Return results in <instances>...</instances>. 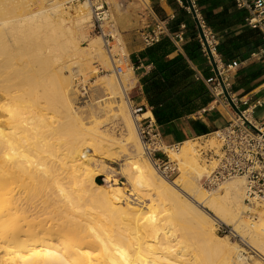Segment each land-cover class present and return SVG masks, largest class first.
<instances>
[{
    "label": "bare ground",
    "instance_id": "6f19581e",
    "mask_svg": "<svg viewBox=\"0 0 264 264\" xmlns=\"http://www.w3.org/2000/svg\"><path fill=\"white\" fill-rule=\"evenodd\" d=\"M2 14L0 264H263L264 206L247 220L244 178L212 190L200 184L216 167L200 149L217 151V131L167 151L179 175L166 180L142 156L127 96L136 81L130 69L100 76L94 88L64 75L73 64L88 74L100 71L98 62L113 69L101 38L88 35L87 3L72 18L57 6L51 17ZM116 23L126 31L137 19L121 14ZM148 117L146 110L137 119ZM112 158L121 162L128 195L103 161ZM217 223L231 224L257 259L248 262L237 243L217 235Z\"/></svg>",
    "mask_w": 264,
    "mask_h": 264
},
{
    "label": "built area",
    "instance_id": "2783aa9c",
    "mask_svg": "<svg viewBox=\"0 0 264 264\" xmlns=\"http://www.w3.org/2000/svg\"><path fill=\"white\" fill-rule=\"evenodd\" d=\"M87 3L91 13V32L98 35L106 56L111 63L114 72L120 76L124 66L133 69L121 32L117 27V13L123 14L128 4L139 5L138 17L141 25L140 38L145 47L158 42L162 35H168L175 45L180 49L184 43L183 32L185 25L181 23L179 30L170 33L168 23L172 19H162L156 13L149 0H80ZM177 3L182 5L180 0ZM235 8L246 13L245 23L247 27L256 30L264 45V2L263 0H231ZM196 10L194 0H191ZM189 13L188 7H185ZM197 13V10H196ZM198 16V15H197ZM199 18V16H198ZM201 27L205 34L207 45L215 54V63L221 78L225 84L230 98L238 110L235 112L223 96L222 90L215 78L207 80L209 89L213 95L214 102L224 108L228 116V122L217 129V137L220 144L217 165L209 177H206L204 184L217 185L233 176L243 177L245 181V194L243 203L246 207L244 215L247 220H256V209L264 206V123L256 122L253 117V110L264 104V99H257L253 102L242 100L230 94L228 79L223 75L224 69H230L232 65L224 66L220 57L215 52L217 40L214 34L205 27L201 17ZM202 46V44H201ZM124 48L126 55L121 51ZM204 51V47L202 46ZM205 53V51H204ZM206 55V54H205ZM213 56V55H212ZM211 104L208 106V109ZM130 113L135 119L137 132L142 145V152L146 159L153 165L157 173L166 180H172L178 173L175 162L170 161L167 151H177L181 143L165 144L160 132L157 130L151 117L137 119L145 109L141 105H130ZM206 108L201 109L204 112ZM252 120L253 122H251ZM215 132V131H214ZM216 231L237 240L242 247L241 255L246 260L256 257V254L244 242L242 237L228 225H218ZM264 264V257L261 258Z\"/></svg>",
    "mask_w": 264,
    "mask_h": 264
},
{
    "label": "trees",
    "instance_id": "16d2710c",
    "mask_svg": "<svg viewBox=\"0 0 264 264\" xmlns=\"http://www.w3.org/2000/svg\"><path fill=\"white\" fill-rule=\"evenodd\" d=\"M180 1L183 6L176 7L168 29L174 33L181 23L185 25L181 51L164 34L158 42L130 55L134 67L140 63L151 66L150 71L139 78V84L155 124L161 128V136L168 134L169 124L195 114L213 100L203 80L210 77L208 60L191 14L185 9L186 2ZM194 3L203 24L216 37L215 52L222 63L242 61L262 45L258 32L247 27L246 13L237 10L231 0H194ZM189 123L197 136L212 131L199 120ZM95 181L101 184L99 178Z\"/></svg>",
    "mask_w": 264,
    "mask_h": 264
},
{
    "label": "crops",
    "instance_id": "0c3cea01",
    "mask_svg": "<svg viewBox=\"0 0 264 264\" xmlns=\"http://www.w3.org/2000/svg\"><path fill=\"white\" fill-rule=\"evenodd\" d=\"M156 10L157 14L162 19H172L176 15V7H182L183 4L177 3L176 0H149ZM131 45L128 47L130 55L137 54L142 51L145 46L143 45L141 38L130 40ZM126 47V44H125ZM181 51V49H179ZM208 60V59H207ZM232 64H224V66L232 65L230 69H224L225 77L229 81L230 94L242 100H248L253 102L257 99H264V45H262L249 54L242 61L231 62ZM209 65V62H208ZM210 67V65H209ZM133 69L137 73L135 86L138 94V105H141L143 109L149 110L150 108L146 103L143 96L141 86L139 84V78L148 73L151 69L149 65L139 64ZM197 71V70H196ZM197 75L202 78L199 71ZM209 78L203 79L208 87L210 85L206 82L207 80H213L215 78L211 67L209 70ZM213 99L205 108L204 112L198 111L188 117L182 118L178 121L172 122L168 126V134L162 136L165 144L182 143L184 140L192 138H200L204 135L197 136L190 126L191 120L201 121L209 130L215 131L220 129L228 122V116L224 108ZM211 107L208 109V106ZM204 109V108H203ZM151 113V111H150ZM253 119L258 123H264V104L260 107H256L252 114ZM151 118H154L151 114ZM155 123V121H154ZM157 130L161 132L155 124ZM211 131V132H212ZM210 132V133H211ZM208 135V134H205Z\"/></svg>",
    "mask_w": 264,
    "mask_h": 264
},
{
    "label": "rangeland",
    "instance_id": "374dc122",
    "mask_svg": "<svg viewBox=\"0 0 264 264\" xmlns=\"http://www.w3.org/2000/svg\"><path fill=\"white\" fill-rule=\"evenodd\" d=\"M82 3L83 2L80 0H67V1L66 0H0V12L3 13L2 15H5V16L10 17V18H13V17L14 18H20V17H23L25 15L26 16H32V15L39 16L41 13L47 14L51 17L52 14H54V8L57 6L58 8H64L65 11H67L69 16L72 18L75 16L76 7ZM138 8H139V5H136L134 3L128 4L127 10L122 14L123 16L128 17L130 19H133V18L137 19V26L136 27H134L130 30H126V31H120L121 35H122V39H123L124 43L126 44V51L129 55V59H130V53H129L128 47L131 45L130 40L134 41V39H139V37H140L139 29H140L141 25L138 24L140 21V19L138 17V11H139ZM117 15H121V14L117 13ZM197 15L200 18V15L198 14V12H197ZM66 25H69L72 27L74 25L73 20L71 19V21H69V22L66 21ZM57 31H58V29L53 30V29H50V27L42 28V32L47 33V34H49L51 32H57ZM88 35L90 37L98 36L95 33L91 32V28L88 29ZM82 44L85 46L86 42L83 41ZM104 53H105V51H104ZM105 55H106V53H105ZM63 59H64V57H61V60L57 61V62L62 63ZM73 61H77V60L74 59ZM73 61H71V62H73ZM54 65H57V64H54ZM95 65H97V68H100L99 69L100 71H98L96 74H93V73L88 74V70L85 69V67L83 65L81 66L80 64L71 65L69 67V69H64L63 73L65 76L71 75V78L73 79V85H76V87H79V86L81 87L83 84H89L94 88L95 87L94 85L96 84V81L98 78H100V76H103L105 81L108 80L109 78H111L112 76L119 77L115 74L114 69L105 68L100 62H98ZM128 68L130 69V67L124 66L122 68L121 74L125 73ZM91 69H93V67H91ZM130 71L132 72V74L135 77H138V75L134 69H130ZM225 74L226 73L223 72V75H225ZM95 96H97V95L94 92L93 97H95ZM127 96H128V100L130 102L129 103L130 105H137L138 104V99H137L138 94H137L135 85H133L128 90ZM213 132L214 131H212L211 133H213ZM211 133H208V135H204V137L202 136L200 138H196V137L192 138V140H194L196 142L197 141H199V142L204 141L209 136V134H211ZM215 137L217 139L218 146L220 147L217 134L215 135ZM219 147H218L217 151H215V152H214V150H207V149L202 148V149H200L201 156L207 161L214 160L215 164L217 165L218 162H217L216 157L219 156ZM142 156H143V158L146 159V157L143 154H142ZM94 157L97 158L98 156H94ZM103 161L105 162V164L107 166L111 167L114 170V172H115L114 178L119 183L124 184L123 187L125 188L124 189L125 193L128 195L130 193V187L126 182L125 176L121 173V162L115 158H112L111 160H103ZM177 167H178V165H177ZM178 175H179V167H178V173L176 174V176L172 180H175V178ZM98 178L100 179V182L102 183L103 178L101 176H97L95 178V180ZM205 179H206V177L203 176L200 180V184L203 188H205V189L207 188L209 190L217 188V186L219 184L229 180V179H227L225 181H222V182L218 183L217 185H206V184H204ZM172 180H170V181H172ZM258 209H256V210H258ZM256 216H257V213H256ZM220 224L232 226L231 224L217 223V224H215V227L217 228V226ZM215 233L217 235H220V236H227V235L218 233L216 230H215ZM227 237L230 241L237 243V245H239L240 248L242 249L241 245L239 244V242L237 240H234V239L230 238L229 236H227ZM251 259L253 261V260H256L257 258L252 257ZM251 259H249L248 262L252 263Z\"/></svg>",
    "mask_w": 264,
    "mask_h": 264
},
{
    "label": "water",
    "instance_id": "95a60500",
    "mask_svg": "<svg viewBox=\"0 0 264 264\" xmlns=\"http://www.w3.org/2000/svg\"><path fill=\"white\" fill-rule=\"evenodd\" d=\"M186 2V5L189 9V13L191 14V17H192V20L195 24V27H196V30H197V33H198V38H199V41L201 42L202 46L204 47V51H205V54H206V57L208 59V62H209V65L211 67V70L215 76V79L217 80L221 90H222V93H223V96L224 98L226 99V101L228 102V104L231 106V108L238 113V110L237 108L235 107V105L233 104L231 98H230V95H229V92L227 91L226 87H225V84L220 76V73H219V70L217 68V64L215 63V60L211 54V51L207 45V41H206V38H205V34L203 32V29L201 27V24H200V21H199V18L197 16V13H196V10L195 8L193 7L192 5V2L191 0H185ZM264 2V0H263Z\"/></svg>",
    "mask_w": 264,
    "mask_h": 264
}]
</instances>
